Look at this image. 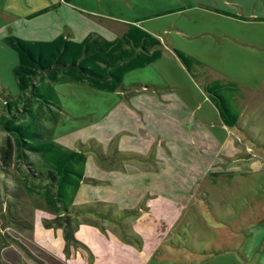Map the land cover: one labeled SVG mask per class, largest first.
<instances>
[{
    "label": "rangeland",
    "instance_id": "rangeland-1",
    "mask_svg": "<svg viewBox=\"0 0 264 264\" xmlns=\"http://www.w3.org/2000/svg\"><path fill=\"white\" fill-rule=\"evenodd\" d=\"M59 2L0 0V115L6 98L20 95L18 57L3 42L18 28L4 16ZM71 4L95 32L138 21L160 41L162 58L125 76L126 92L57 88L63 113L52 141L100 152L87 164L75 212L28 191L25 165L0 128V264H264V22L255 20L264 19V0ZM172 47L203 64L198 79ZM215 79L239 85L237 127L222 125L205 98L202 84ZM142 82L157 88L156 100L135 93Z\"/></svg>",
    "mask_w": 264,
    "mask_h": 264
},
{
    "label": "trees",
    "instance_id": "trees-1",
    "mask_svg": "<svg viewBox=\"0 0 264 264\" xmlns=\"http://www.w3.org/2000/svg\"><path fill=\"white\" fill-rule=\"evenodd\" d=\"M137 23L125 24V31L113 40L94 34L81 42L63 36L52 41H24L15 36L3 39L18 57L12 74L20 95L6 98L0 128L12 139L16 158L27 166L30 175L48 183L46 202L59 212L76 211L71 206L85 180V152L100 154L94 145L81 146L75 152L52 141V126L62 111L54 86L75 82L112 93L121 87L125 74L160 60V41ZM173 53L194 80L200 77L196 70L203 64L199 60L176 49ZM203 90L224 126L240 125L238 107L242 96L236 82L215 79L205 82ZM118 156L137 159L134 155ZM86 209L99 212L95 207Z\"/></svg>",
    "mask_w": 264,
    "mask_h": 264
},
{
    "label": "crops",
    "instance_id": "crops-1",
    "mask_svg": "<svg viewBox=\"0 0 264 264\" xmlns=\"http://www.w3.org/2000/svg\"><path fill=\"white\" fill-rule=\"evenodd\" d=\"M83 14L84 13H82L79 9H75L73 7V5L71 4V0H68V1L60 0V2L55 6L43 8L41 10L35 11L32 14H27L26 16L17 17L14 14H8V15L4 16V20H6V23L9 26L14 25V28H15V25H16L18 30L15 28V30H16L15 32H11V35H5L4 38L8 37V36H15V37H17L21 40H24V41H52L59 36H63V37L68 38L72 41L81 42L87 36H89L91 34L98 35V36H100L106 40H113L115 37L120 36L125 31V28H126L125 24H120L121 27H120L119 31H117L115 33L110 32V31H106L104 29H101V30L97 29V32H95V30H93V29L90 30L89 28H90L92 23H90L91 21H89V19H86V17ZM173 49H175V48H173V47L171 48L172 53H173ZM174 56H175V54H174ZM175 58L180 62V60L176 56H175ZM154 63H152V64H154ZM146 67H144V68H146ZM183 68L185 69L184 66H183ZM140 69H143V68H140ZM140 69L132 70L131 72H128L127 74H125L123 79H122V82L124 81L125 76H127L128 74H130L132 72L140 70ZM185 71H186V69H185ZM133 85H135L133 87V89H136L135 93H137V91H138L140 93L146 94L149 97V99L156 100V95H157L155 93L157 91L156 87H153L152 85H147L143 82L133 84ZM203 85L204 84H202L201 87H202V91L204 92ZM61 86L63 88H65L64 86H66V88H67L66 92L68 90V92H67L68 95L70 94L73 96H76L78 94V92H80V95H81V93H84L85 95H91V94H93L92 91H98V90L92 89L89 86L84 85V84L75 83V82H67V83H64L61 85L54 86L56 94H57V88L61 87ZM118 90H123L124 92L128 91V89H125L124 85H122V84ZM117 91L112 92V93L105 92V91H98V92L115 94ZM204 94H205V92H204ZM57 96H58V94H57ZM205 98L208 100L206 94H205ZM59 102H60L61 108L63 109V105L61 103L60 98H59ZM99 103H103V102H99ZM94 104H98V103L96 102ZM95 106L97 107V105H95ZM139 112H141V111H139ZM61 113H63V110L58 112L59 118H58L55 125H57V123L59 122ZM221 124H222V122H221ZM53 139L54 138L52 137V140ZM89 141L92 142L94 140H89ZM92 143L96 144L97 142L94 141ZM80 144H81V142L79 143V145ZM59 145H61L62 147H64L65 149H68L70 151H75V147H73V146L68 147L67 144H65L64 142L62 144H59ZM79 147H81V145ZM75 152H79V151H75ZM98 153H100V152H98ZM93 155L95 156V154L93 152L92 153L91 152L85 153L86 159H85V164H84V168H83V175H84L85 179H88L86 176V175H88L86 173V167H87V164L90 160L92 162ZM24 168L26 169L25 173H24V183H26L28 191L30 193L37 195V196H41L43 199L46 200V195L48 194V191H47L48 183L45 180L32 177L30 175V173L28 172L27 166H25ZM82 182L80 184L79 189L81 188ZM32 183H37V185L33 186ZM30 184H31V186H29ZM79 189H78V191H79ZM78 191H77V193H78ZM77 193H76V195H77ZM74 200H75V198H74ZM73 203H74V201H73ZM53 209L55 211H58L56 206H53Z\"/></svg>",
    "mask_w": 264,
    "mask_h": 264
}]
</instances>
